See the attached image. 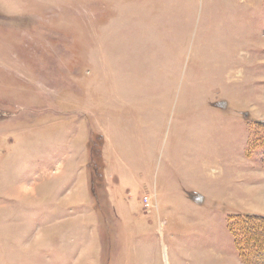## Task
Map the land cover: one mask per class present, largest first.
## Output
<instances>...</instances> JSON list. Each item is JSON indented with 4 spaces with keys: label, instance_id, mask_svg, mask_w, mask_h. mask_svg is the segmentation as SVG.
Here are the masks:
<instances>
[{
    "label": "rangeland",
    "instance_id": "1",
    "mask_svg": "<svg viewBox=\"0 0 264 264\" xmlns=\"http://www.w3.org/2000/svg\"><path fill=\"white\" fill-rule=\"evenodd\" d=\"M260 121L264 0H0V264H244Z\"/></svg>",
    "mask_w": 264,
    "mask_h": 264
},
{
    "label": "trees",
    "instance_id": "2",
    "mask_svg": "<svg viewBox=\"0 0 264 264\" xmlns=\"http://www.w3.org/2000/svg\"><path fill=\"white\" fill-rule=\"evenodd\" d=\"M258 123L264 127V122ZM230 220L234 242L242 262L264 264V215L241 213L231 216Z\"/></svg>",
    "mask_w": 264,
    "mask_h": 264
},
{
    "label": "crops",
    "instance_id": "3",
    "mask_svg": "<svg viewBox=\"0 0 264 264\" xmlns=\"http://www.w3.org/2000/svg\"><path fill=\"white\" fill-rule=\"evenodd\" d=\"M252 212H255L254 210H252ZM257 213H262V214H264V212H260V211H256Z\"/></svg>",
    "mask_w": 264,
    "mask_h": 264
},
{
    "label": "built area",
    "instance_id": "4",
    "mask_svg": "<svg viewBox=\"0 0 264 264\" xmlns=\"http://www.w3.org/2000/svg\"><path fill=\"white\" fill-rule=\"evenodd\" d=\"M145 200H147V201H148L149 199H148V198H145Z\"/></svg>",
    "mask_w": 264,
    "mask_h": 264
}]
</instances>
